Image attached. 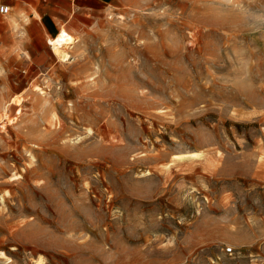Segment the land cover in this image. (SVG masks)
Segmentation results:
<instances>
[{"label": "rangeland", "instance_id": "obj_1", "mask_svg": "<svg viewBox=\"0 0 264 264\" xmlns=\"http://www.w3.org/2000/svg\"><path fill=\"white\" fill-rule=\"evenodd\" d=\"M6 1L0 264H264V0Z\"/></svg>", "mask_w": 264, "mask_h": 264}, {"label": "crops", "instance_id": "obj_2", "mask_svg": "<svg viewBox=\"0 0 264 264\" xmlns=\"http://www.w3.org/2000/svg\"><path fill=\"white\" fill-rule=\"evenodd\" d=\"M42 1L45 2V4H42ZM99 1L101 0H35L33 1V4L35 6V13L38 18L35 20V22L38 25L37 22L39 20H50L55 24L57 23V21L64 20L67 14L79 15L77 10L74 11L75 8L88 9L89 11H92L94 8L93 2ZM5 4L11 8L16 5L12 1H6ZM80 15H85V13H80ZM61 29L64 28L61 26L58 32ZM58 32L56 33V35L58 34Z\"/></svg>", "mask_w": 264, "mask_h": 264}, {"label": "bare ground", "instance_id": "obj_3", "mask_svg": "<svg viewBox=\"0 0 264 264\" xmlns=\"http://www.w3.org/2000/svg\"><path fill=\"white\" fill-rule=\"evenodd\" d=\"M71 40L72 39L70 36L61 32L51 42L53 52L55 53L56 57H58L62 62H65L70 58L65 50V47L71 43Z\"/></svg>", "mask_w": 264, "mask_h": 264}, {"label": "built area", "instance_id": "obj_4", "mask_svg": "<svg viewBox=\"0 0 264 264\" xmlns=\"http://www.w3.org/2000/svg\"><path fill=\"white\" fill-rule=\"evenodd\" d=\"M10 12V7L6 5L5 3H0V16H6ZM260 189L264 196V181L261 183ZM234 251L231 247H225L223 248V254L225 256H231L233 255Z\"/></svg>", "mask_w": 264, "mask_h": 264}]
</instances>
